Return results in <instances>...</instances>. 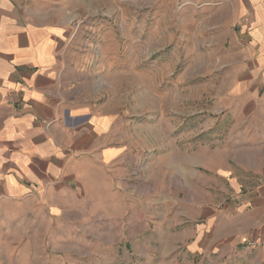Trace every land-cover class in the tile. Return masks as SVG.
Returning a JSON list of instances; mask_svg holds the SVG:
<instances>
[{
  "label": "rangeland",
  "instance_id": "rangeland-1",
  "mask_svg": "<svg viewBox=\"0 0 264 264\" xmlns=\"http://www.w3.org/2000/svg\"><path fill=\"white\" fill-rule=\"evenodd\" d=\"M27 17L70 28L78 99L123 147V211L92 225L103 237L44 239L40 255L27 239L10 264H235L225 248L190 253L182 241L195 199L225 208L264 157V95L228 92L210 15L194 0H27Z\"/></svg>",
  "mask_w": 264,
  "mask_h": 264
},
{
  "label": "crops",
  "instance_id": "crops-1",
  "mask_svg": "<svg viewBox=\"0 0 264 264\" xmlns=\"http://www.w3.org/2000/svg\"><path fill=\"white\" fill-rule=\"evenodd\" d=\"M194 1L222 32L217 74L255 103L264 95V0ZM70 36L68 25L31 21L27 0H0V264L17 248L26 254L27 239L40 255L44 239L103 237L92 225L122 218L123 147L108 136V116L78 99ZM249 165L245 189L234 181L225 208L195 199L188 252L225 248L235 264H264V157Z\"/></svg>",
  "mask_w": 264,
  "mask_h": 264
},
{
  "label": "built area",
  "instance_id": "built-area-1",
  "mask_svg": "<svg viewBox=\"0 0 264 264\" xmlns=\"http://www.w3.org/2000/svg\"><path fill=\"white\" fill-rule=\"evenodd\" d=\"M244 243H246V241H245ZM254 245H255L254 242H249V243H248V246H250V247H254Z\"/></svg>",
  "mask_w": 264,
  "mask_h": 264
}]
</instances>
